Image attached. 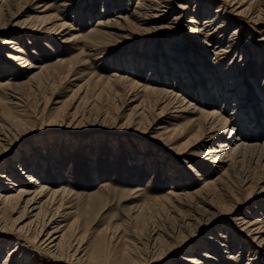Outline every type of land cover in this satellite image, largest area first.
Segmentation results:
<instances>
[{
    "label": "rangeland",
    "instance_id": "374dc122",
    "mask_svg": "<svg viewBox=\"0 0 264 264\" xmlns=\"http://www.w3.org/2000/svg\"><path fill=\"white\" fill-rule=\"evenodd\" d=\"M0 1V39L15 42L0 44V84L12 85L7 94L0 91V169L19 177L31 172L58 191L67 215L58 219L70 236L64 260L78 248L79 264H195L202 254L216 256L201 259L209 264H264V154L251 147L264 144V0L254 4L262 10L258 22L237 16L222 0H172L169 13L147 27L128 17L139 0ZM113 16L129 18L127 31L110 35L96 27ZM191 16L195 23H188ZM208 17L217 34L205 47L204 35L189 29L211 32ZM55 18L71 25L64 37L50 34L60 27L52 25ZM131 84L169 90L235 122L236 130L241 120L232 107L246 98L236 114L249 117L243 137L250 147L211 164L205 154L231 127L214 136L207 134L214 119L197 127L200 112L169 110L157 130L153 121L164 104L156 105V92H135ZM233 84L235 99L225 103V87ZM200 87L210 91L207 101ZM252 111L260 118L256 127ZM1 183L8 189L3 195L14 187ZM18 216L4 219L12 225ZM255 220L262 221L261 232L252 235L247 224ZM2 235L0 264H66L25 245L30 234L15 237L9 226Z\"/></svg>",
    "mask_w": 264,
    "mask_h": 264
},
{
    "label": "bare ground",
    "instance_id": "6f19581e",
    "mask_svg": "<svg viewBox=\"0 0 264 264\" xmlns=\"http://www.w3.org/2000/svg\"><path fill=\"white\" fill-rule=\"evenodd\" d=\"M171 1L172 0H139V3H137L134 6L132 12L129 14L128 17H130L131 21H135L137 23H140V25H145L144 27H147L152 22L155 23V22L161 21V18H164L166 16V14L169 13V6H170ZM200 1L201 0H198L197 3H200ZM222 1L224 2V4L228 5L229 7L235 8L234 11L236 12L237 16H239V15L246 16V18L248 17L250 19V21H253V22H258L260 15L262 14L261 13L262 10L257 11L256 8H254L255 2L257 3L258 0H222ZM103 2L104 3L109 2L110 4L113 3L112 0H104ZM197 6H199V5H197ZM120 8H122V6ZM178 9H183V6L180 4L178 6ZM113 17L114 18H112V19L109 17H106L105 19L98 20L96 27H99V29H106V28L109 29L110 35L111 34L112 35L118 34L119 32H124L125 30L127 31V28L124 29V27H125L124 25L127 24L126 20L127 19L129 20V18L126 17V18L122 19L121 16H117V17L113 16ZM194 19L195 18L191 16L188 20V23H190V24L195 23ZM54 21H56V22L54 24L51 22L52 25L57 26V24L60 23L62 21V19L61 18L60 19L55 18ZM213 22H214V17H208L206 19V21L204 22V26L205 27L207 26L205 31L206 32L211 31V32L206 33V34L205 33L202 34V32H201V30H204V28L197 30L191 26V28L189 29L190 35H202V36L204 35V41L200 40L204 45L201 44L200 46L207 47L208 46L207 42L209 41V39H211L215 34H217V32L215 33L214 32L215 30L212 29V27H211ZM70 28H71L70 24L60 23V27L54 28L55 30L52 29L53 33L51 32L50 34H54V35L59 36L61 33H63L61 36L64 37V35L66 34V33H64V31L65 30L69 31ZM62 42L68 43L71 41H69V39H64V40H62ZM0 44H2V45H15V42L1 38ZM12 50L15 51L17 49L14 47V48H12ZM178 51L182 52L183 49L181 48V50H178ZM17 52H19V51H17ZM17 52H16V54H17ZM220 52H223V51L221 50ZM224 53H226V51ZM13 54H8L6 56V58L11 59L12 63L19 61V59H17L18 57L14 56ZM203 56L204 55H202V57ZM170 61H173V60L170 59ZM16 66L20 67V68H25L27 70L35 68V69H38L39 71H41V69H42L40 67H32V66H28V65H23V62H19L18 65H16ZM150 74L153 75L154 77L155 76L157 77V75H159V74H156V75L153 74V71H151ZM34 75H36V74H32L31 78H33ZM154 77H152V78H154ZM124 79L127 80L126 78H123V77H115L114 78L115 81L112 79L111 80L114 82H116V81L120 82ZM150 82H152V84H156L158 82V80L154 79L153 81H150ZM208 86H209V88L207 87V90H213L214 87L211 88L212 87L211 84L210 85L208 84ZM10 87H12L11 84L1 83L0 84V91L6 93V91H7L6 89H8ZM235 87H236V85H234V84L230 87H228V86L225 87V99H224L225 103H227V100H229V101L231 100V102L234 101L235 94H237V90H234ZM131 88L135 92H136V89H137V91L139 90L140 92H147V91L156 92L155 93L156 105L161 106V104H164L161 113H159V115L156 119L159 121H156V120L153 121V122L158 123L157 125L159 127L157 130H163L164 129V128H162L163 123H161V122H163V121H161V120H163V118H167L166 115H168L167 112L169 110H172L173 111L172 113H189L191 110H194V113L200 112L202 115H200V117L198 119H194L193 120L194 122L192 124V125H196L197 127H199V122H201V120H205L208 118H210L211 120L214 119V121H212L210 123V127L208 129L207 134H213L214 135V131L217 128H218L217 131L219 130L221 132L222 130H224L222 132L225 133L226 127H228L232 124V123L230 124V121L227 120L226 118L221 117V115L219 113H217L216 111H211V112L205 113V112L200 111L201 109H198L195 106L186 103L185 100H182V101L179 100V96L170 93L169 90H166V89L156 90L155 88H152V89L146 88V87H143L141 85H136V84H131ZM200 89H201V91L199 92L198 95L200 97H202L203 99H206V101H207L209 99V96H210L209 95L210 91L206 92V90L204 88L202 90V87H200ZM222 94H224V93H222ZM218 95H220V94L218 93ZM246 95H247V90L245 89L244 96H246ZM216 96H217V94H216ZM236 97H237V95H236ZM218 98H220V97L217 96L216 99H218ZM245 99L246 98L240 99V101H234V103H238V102L239 103L241 102V103L238 104V107L237 106L232 107V108H238L235 112L232 113V115H235V117H234L235 121L241 120V122H239V125H241L240 126L241 128L236 130L237 125L234 122L233 125L230 126L231 128H230V131H229V134L227 137L228 139L224 138V137H218L221 139V141L218 143V147L216 149L209 150L205 154V156L207 157L206 161L210 162L211 164L222 163L223 159L226 157V155H230V156H232V158H238L239 153L242 150L250 147L244 143V142H247V140L245 139L247 137H243V134H247V136H248V133L245 132V128L248 125L247 121H249V117H248V120H243V119H245L244 115H241L239 113L236 114L240 110L244 109V106H242L244 104L242 102H244ZM14 101H19V100L13 99L11 101V103L13 105H16V104H18V102H14ZM228 104H229V102H228ZM192 106H193V108H192ZM156 108H158V107H156ZM141 113L142 112H140V114ZM72 117H74V116H72ZM250 117H251V120H250L251 123L256 124L255 125V127H256L259 124L258 113H256L255 111H252ZM251 123H250V125H251ZM219 124L223 125L222 129L220 128ZM257 129H258L259 134L263 132V131H261V126H258ZM237 131L240 132L239 135L236 134ZM213 135L210 138H213L215 136V135L214 136ZM256 137H258V136H256ZM232 146H234V147H232ZM251 147L259 148L260 152L262 151L261 156H263L264 144H262L260 146H259V144H256V145L251 146ZM17 163H19V162H17ZM27 170H28V168H27ZM12 171L13 170H10V171L5 170V168L0 171V180L2 179L1 181L3 182V179H4V183L5 182L6 183H12L13 184L12 186H14V187L9 189L10 191H8L5 195H3L2 192L5 190H8V189H6L5 186L0 181V239L5 237L2 234H4L6 229L10 226L12 228V231L15 234V237H19L22 234H25V237H27L30 234L32 240L30 241L27 238H24L23 241L26 243L25 245H27V246L35 245V247H32V248L35 249L36 252L40 253V250H41L44 255H46L50 258H53L55 260H59L58 262L63 261L66 264H71L72 262H70V261H74L75 264H79L81 262V258H77V256L80 254V252L78 251V248L74 251V253L70 257L69 256L67 257V259H69V260H67V259L64 260L63 249L65 246V243L67 242L68 238H70V236L68 235V230L66 229V226L62 225L63 219H65L67 216L64 213V210H66V208H65L66 204L63 203V200H61L62 198H59V200L56 202V200L58 199V191H50V190L48 191V188L46 187V185L39 182V180L36 176H33L30 174L31 172H28V173L22 172L21 173L22 176L19 177ZM175 196H177V195L172 194V197H175ZM43 198H46V200H44V202L42 201ZM44 206L51 208V209H49L50 211L49 212L47 211L48 208L43 209ZM53 207H54V209H53ZM9 214H18L19 215L18 218L16 219L17 220L16 224L14 221L12 223V225H10L11 223L8 225V223L5 221V219H4L5 215H9ZM25 216L29 220L26 223H24L25 220H27V219H25ZM58 218H63V219L59 220ZM260 223H262L261 220H255V221H252L248 224L246 223L249 227V229L247 228L248 232L253 233L252 235H257L259 232H261L260 231L261 227L258 226V224H260ZM16 241L18 242L17 239H16ZM209 241H212V239L210 238ZM37 243H40V244L38 245ZM14 246L15 247L12 248L13 250H11V254L15 253L17 250V247H16L17 244H15ZM10 256L11 255H9V257ZM201 257L202 258H200L195 264H209V263H207V260H201V259L205 258V259L215 260L214 257H216V256H212L210 254H202Z\"/></svg>",
    "mask_w": 264,
    "mask_h": 264
}]
</instances>
